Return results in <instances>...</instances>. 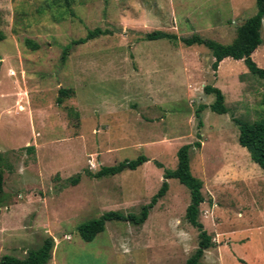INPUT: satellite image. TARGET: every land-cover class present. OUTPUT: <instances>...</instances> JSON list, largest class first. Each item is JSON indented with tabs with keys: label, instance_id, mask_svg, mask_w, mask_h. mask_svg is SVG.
Wrapping results in <instances>:
<instances>
[{
	"label": "rangeland",
	"instance_id": "1",
	"mask_svg": "<svg viewBox=\"0 0 264 264\" xmlns=\"http://www.w3.org/2000/svg\"><path fill=\"white\" fill-rule=\"evenodd\" d=\"M254 12V0H0V257L23 258L51 237L47 264H184L197 233L174 179L140 225L106 222L87 243L76 226L107 211L138 214L162 169L175 167L176 150L199 141L189 170L212 242L199 264H264V174L233 123L264 120V80L230 58L213 72L206 48L179 41L228 44ZM94 29L105 34L60 60ZM153 31L177 40H145ZM259 34L250 58L264 68V17ZM205 86L219 89L225 114L209 111ZM60 89L67 95L57 104ZM138 155L148 161L133 171L93 177Z\"/></svg>",
	"mask_w": 264,
	"mask_h": 264
},
{
	"label": "trees",
	"instance_id": "2",
	"mask_svg": "<svg viewBox=\"0 0 264 264\" xmlns=\"http://www.w3.org/2000/svg\"><path fill=\"white\" fill-rule=\"evenodd\" d=\"M63 3L67 6L69 0H63ZM254 3L255 12L235 28V34L230 43L219 44L212 40L202 39L197 35L181 38L179 41L185 47L199 45L206 48L212 57L210 68L213 72L216 71L218 64L223 59L230 58L232 60H240L249 74L264 80V68L257 67L250 58L254 50L261 44L259 31L264 17V0H254ZM103 34H105V32H101L98 29L87 31L83 38L71 41L68 45L63 47L60 60L63 61L70 46L83 44L87 40ZM144 39L147 41L165 39L172 42L177 40L175 35L160 31L147 33L144 35ZM24 43L31 49L37 48V46L29 40H25ZM203 91L213 97L212 102L207 106L210 112L217 115H223L227 112L223 105V96L219 89L205 86L203 87ZM58 95L59 97L56 99L57 104L61 102V98L67 95V91L60 89ZM204 108V106H199L195 111V118L197 120L196 126L198 128L201 126L199 112ZM233 123L237 129L236 141L238 146L246 151L249 160L264 174V120L247 122L234 119ZM195 137L198 139L199 134L196 133ZM192 147L196 149L199 148V141H195L192 144L181 145L176 150V163L172 170L162 169L159 163H153L156 168L162 169V182L155 194L151 196L149 202L140 208L138 214H122L117 211L104 212L99 217L87 220L76 226V233L79 239L85 243L92 241L97 234L103 231L106 222H127L131 225H140L145 220L148 209L165 194L167 190V180L174 179L188 192L189 202L184 210V220L194 228L197 233L196 247L185 259L184 264H199V260L203 256L204 251L212 247V242L208 234L202 228L201 223L198 221V206L203 200L200 193L201 182L193 177L189 170L188 151ZM147 161L148 160L143 155H138L134 159H125L113 166L101 167L93 177L113 176L124 170L133 171ZM77 180L78 177L76 176L71 179L70 182L71 184H76ZM1 195L2 173L0 171V202ZM52 246V238L46 237L37 248L27 251L23 258L2 255L0 257V264H47L50 259Z\"/></svg>",
	"mask_w": 264,
	"mask_h": 264
}]
</instances>
